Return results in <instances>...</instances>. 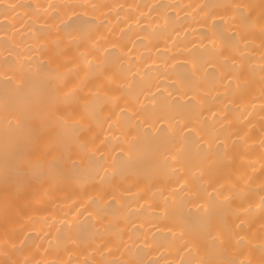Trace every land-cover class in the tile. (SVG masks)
Listing matches in <instances>:
<instances>
[{"label":"bare ground","instance_id":"obj_1","mask_svg":"<svg viewBox=\"0 0 264 264\" xmlns=\"http://www.w3.org/2000/svg\"><path fill=\"white\" fill-rule=\"evenodd\" d=\"M0 264H264V0H0Z\"/></svg>","mask_w":264,"mask_h":264}]
</instances>
